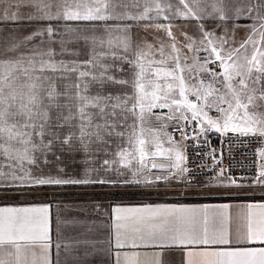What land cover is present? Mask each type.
Instances as JSON below:
<instances>
[{
  "label": "snow or ice",
  "instance_id": "1",
  "mask_svg": "<svg viewBox=\"0 0 264 264\" xmlns=\"http://www.w3.org/2000/svg\"><path fill=\"white\" fill-rule=\"evenodd\" d=\"M129 8L138 11L131 13ZM161 16L168 22L151 23ZM176 19L195 22L198 34L181 28V41L173 31ZM21 20L48 22L42 31L25 37L28 41L46 35L50 44L59 42L62 53L67 51L66 44L75 43L92 55L70 67L55 59L52 47L32 49L29 56L16 55L21 43L15 38L0 47V199H21L10 194L69 185L200 187L193 182L195 173L185 166L188 160L182 144L169 134L171 147L161 150L160 131L151 122L157 108L169 109L167 120L195 121L202 135L214 130L221 135L233 132L264 138V0H0V21ZM241 20L251 23H238ZM60 21L65 22L62 33L52 26ZM108 21L121 22L115 27L117 35ZM98 22H105L103 35L96 34ZM141 22H148L142 25L145 33L152 28L165 36L154 35L153 42L146 36L134 40L133 29ZM241 28L247 31L237 40ZM105 45L119 64L100 62L109 53L96 49ZM191 52L195 55L189 65ZM200 52L207 53L202 60ZM110 68L128 75L117 78ZM51 73L61 75L54 78ZM69 73H76L74 80ZM201 73H207L208 79ZM57 80L70 82L60 86ZM210 109L219 114L217 118L209 115ZM156 120L160 129L167 127L161 116L156 115ZM180 131L182 140L189 138ZM152 145L155 152L150 150ZM59 153H83L85 164L93 156L105 158L99 167H85L82 175L68 176L63 167L46 172L50 157L58 161ZM109 155L113 158L108 159ZM258 156L256 173L247 185L230 178L225 183L220 179L225 171L221 168L203 187H258L264 198V150ZM158 157L168 162H155ZM152 169L165 174L154 175ZM101 171L114 175L103 176ZM243 211L246 224L233 236L228 204L118 205L112 209L114 247L161 250L157 255L164 249H187V264H194V256L201 258V264H264V203H249ZM49 215L47 204L0 206V264H52ZM108 244L98 248L87 237L74 238L64 250L72 264H87L88 257L111 254V241ZM60 247L58 243L56 248ZM81 247L83 256L77 255ZM135 255L116 251L115 264H132Z\"/></svg>",
  "mask_w": 264,
  "mask_h": 264
},
{
  "label": "crops",
  "instance_id": "2",
  "mask_svg": "<svg viewBox=\"0 0 264 264\" xmlns=\"http://www.w3.org/2000/svg\"><path fill=\"white\" fill-rule=\"evenodd\" d=\"M23 11H27L24 9ZM112 23V21H108ZM49 26L46 21H27L21 20L18 22H4L0 21V47L10 44L12 40L10 38H15L16 42L21 43L20 50L16 55L23 54L24 56H29L32 54V49L36 51H46L49 47L56 50L55 59L57 61L63 60L70 67L76 66L73 62H82L90 58L92 53L88 48L82 44L68 43L65 45L67 51L61 52V46L59 42L55 44H50L48 37L45 35L43 37L37 36L33 40L28 41L25 39L28 35L32 34L34 31L43 30L45 27ZM52 26L58 29L59 32L65 30V22L60 21L52 22ZM97 34V33H96ZM99 35V34H97ZM43 41V43H41ZM108 50L107 45L103 49L97 48V53H104ZM11 55V54H10ZM104 57V56H103ZM39 59V58H38ZM100 60V58H99ZM72 80L75 79L76 73H69ZM67 74V75H69ZM53 77L61 75L60 73H51ZM62 81V80H61ZM66 82H61L58 84L62 86ZM165 109V108H164ZM180 122V120H179ZM167 140V139H164ZM167 143V142H165ZM249 203L260 204L264 203L262 200H230V201H208V202H193L184 201L177 199H164V200H127V201H108L102 203L101 205H75L66 203H53L48 201H34V202H12V203H0V206L4 205H43L47 204L50 207L49 215V227H50V237H51V248H50V259L52 264H72L68 253L64 250V245L73 241L74 238H84L87 237L94 243H96L98 248H108V241H111V254H98L87 258V264H115V252L125 251L135 253L134 257H131L132 264H187V249L181 248H169L162 250L161 255H157L161 250L151 249V248H139V249H124L116 250L115 244V227L116 223L112 209L115 206H143V205H177V206H188V207H202L205 205H230L231 213V229L233 236L237 228L241 230L244 229L246 224L245 213L243 209ZM259 210H255V215L259 216ZM124 229L122 228L121 231ZM60 244L59 249L56 248L57 244ZM79 256H83V248L81 247L77 253ZM194 264H201V258L198 256L191 257Z\"/></svg>",
  "mask_w": 264,
  "mask_h": 264
},
{
  "label": "rangeland",
  "instance_id": "3",
  "mask_svg": "<svg viewBox=\"0 0 264 264\" xmlns=\"http://www.w3.org/2000/svg\"><path fill=\"white\" fill-rule=\"evenodd\" d=\"M163 2V0H161ZM174 2V0H173ZM142 10V9H141ZM129 12L136 13L138 9L136 8H129ZM152 15H155V13H152ZM168 21H165L163 19V16H161L158 20L151 21V23H167ZM101 26L96 29V33L99 35H103V27L105 22H98ZM119 21H112V23H108V25L111 26L113 30V35H117L118 33L115 32L116 25L120 24ZM144 23L148 22H141L140 26H137L133 29V39L136 41L141 40L143 37L146 36L147 40L150 42H153V36H161L164 37L165 34L163 31L156 32L155 29L150 28L147 33L143 31L142 25ZM238 23L241 24H247L251 23V21L241 20L238 21ZM172 24L174 25L173 31L176 33L177 37L183 41V37L180 36L181 28H183L184 31H187L189 34H198L197 29L195 27V22H187L182 19H176L172 21ZM247 29L241 28L238 30L237 40H239L245 33ZM165 39H167L165 37ZM185 52H187V49H184ZM109 54L100 57V62L107 65H113V64H119L120 61L113 60L109 50L105 51ZM206 54L205 52H200L199 56ZM195 55L194 52L188 53V60L187 63L191 65L193 63V56ZM203 57H201L202 60ZM124 67L127 69V65H124ZM209 68L210 65H208ZM81 70L85 71H92V72H99L101 69L99 68H91V67H83ZM110 73L115 75L117 78L121 76H127L128 73L124 72L121 73L119 71H116L115 68H110ZM71 74H69L70 76ZM185 77H188V73L185 72ZM202 77L204 79H208L207 73H201ZM72 76H70L71 78ZM57 84H61V80L56 81ZM66 83H69L70 81H63ZM193 81H189V83H192ZM119 86H114V88ZM93 92L96 90V86L93 84L92 89ZM194 96L189 95V99ZM159 109V108H157ZM164 109V108H163ZM167 109V108H165ZM156 110V109H153ZM169 110V109H168ZM209 115L212 116L213 109L208 110ZM171 114V113H170ZM176 116H179V113L177 112L175 114ZM190 117V113H188ZM167 117H163L162 120L166 121L167 127H164L160 129L159 123L160 121H157L156 118L152 116L151 122L153 125H156L158 130L160 131V144H161V150L167 149L171 147L168 143V135L170 134L172 137V133L175 130L176 125L179 123L178 119H172L167 120ZM167 139V140H164ZM167 142V143H165ZM113 151L115 150V145H113ZM150 150L152 152H155L157 149L155 145L150 146ZM61 156L60 160H55L54 158L50 157L51 163L47 166H45L46 172H55L58 167H63L65 170L66 175L68 176H76V175H82L85 167L95 168L99 167L101 164L102 159L105 157L103 154H101L98 157L93 156L91 159V162L88 164L84 163V155L83 153H59ZM108 159H112L113 157L109 155L107 157ZM157 163H167L168 161L163 157H158L156 159ZM150 166V165H149ZM152 174L154 175H163L165 173H162L159 170L152 169ZM103 176H113L114 173L112 172H103L100 173ZM221 180H224L225 183H227V180L225 178H220ZM209 179H197L193 180L194 184H199L200 187H193L191 189L185 188L182 185L181 186H175L168 187L165 184H160L156 187H143V186H121L118 188H113L109 186H101V185H89V186H64L59 188H48L41 191H36L32 193H13L10 194L11 196H21V199H15V198H9V199H0V203H12V202H34V201H48L53 203H66V204H75V205H101L102 203H106L108 201H127V200H140V201H154V200H164V199H177V200H184V201H195V202H208V201H230V200H262L261 191L257 187L255 189L252 188H236V187H211V188H205L203 187L204 182H206ZM250 180H237L238 183H243L245 185L248 184ZM189 192V193H196V192H211V193H227V192H240L243 193L239 196H228V195H183L182 193ZM26 197V198H24Z\"/></svg>",
  "mask_w": 264,
  "mask_h": 264
},
{
  "label": "built area",
  "instance_id": "4",
  "mask_svg": "<svg viewBox=\"0 0 264 264\" xmlns=\"http://www.w3.org/2000/svg\"><path fill=\"white\" fill-rule=\"evenodd\" d=\"M210 67L216 66L210 65ZM216 70L219 71V69ZM190 99L194 100L195 97ZM156 115L161 118L167 117L170 111L168 109L153 110L152 116L156 118ZM218 115L213 109L212 117L217 118ZM181 128L187 133L188 139H181ZM172 139L184 146L188 160L185 166L195 173L193 180L213 179L214 173H218L221 168L225 171L224 176L220 178L252 180L260 160L258 151L264 150V138L242 136L233 132L221 135L214 130L202 135L199 124L191 120L188 122L180 120L172 133ZM213 152L215 156L212 155ZM209 169L212 170L209 171Z\"/></svg>",
  "mask_w": 264,
  "mask_h": 264
}]
</instances>
